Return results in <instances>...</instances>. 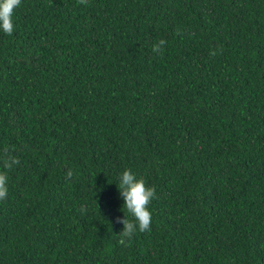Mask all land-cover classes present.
Listing matches in <instances>:
<instances>
[{
    "label": "trees",
    "instance_id": "trees-1",
    "mask_svg": "<svg viewBox=\"0 0 264 264\" xmlns=\"http://www.w3.org/2000/svg\"><path fill=\"white\" fill-rule=\"evenodd\" d=\"M13 23L0 264H264V0H21ZM125 169L156 189L127 246Z\"/></svg>",
    "mask_w": 264,
    "mask_h": 264
},
{
    "label": "clouds",
    "instance_id": "clouds-1",
    "mask_svg": "<svg viewBox=\"0 0 264 264\" xmlns=\"http://www.w3.org/2000/svg\"><path fill=\"white\" fill-rule=\"evenodd\" d=\"M80 3H86V0H80ZM21 5V0H0V30L6 35H12L14 32L13 15L15 10ZM166 44L165 40H160L158 44L153 45L154 52H161L162 46ZM213 55L215 53H212ZM11 161V162H9ZM20 163L15 156L9 155L8 150H4L3 167L12 169L14 165ZM72 171L67 173V177H72ZM8 176L6 172L0 171V200L8 196ZM119 194L123 197L122 209H126L127 215L124 218H116L117 223L123 224V230L119 233L121 237L118 241L121 245L131 243V239L137 230L141 233L151 230L152 213L150 205L156 196L154 186L146 185L143 178H138L130 169H125L119 176ZM82 206L81 211H84ZM124 212V211H123ZM125 213V212H124ZM130 217V218H129Z\"/></svg>",
    "mask_w": 264,
    "mask_h": 264
}]
</instances>
